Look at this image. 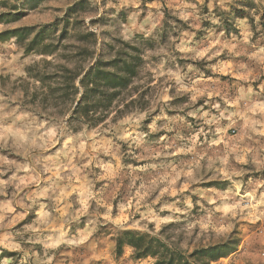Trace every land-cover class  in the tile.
Returning <instances> with one entry per match:
<instances>
[{
	"label": "clouds",
	"instance_id": "1",
	"mask_svg": "<svg viewBox=\"0 0 264 264\" xmlns=\"http://www.w3.org/2000/svg\"><path fill=\"white\" fill-rule=\"evenodd\" d=\"M0 264H264V0H0Z\"/></svg>",
	"mask_w": 264,
	"mask_h": 264
}]
</instances>
